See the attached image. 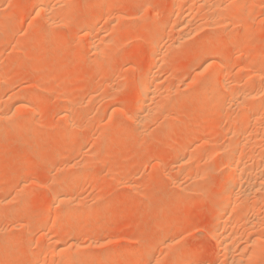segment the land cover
<instances>
[{"label": "rangeland", "instance_id": "374dc122", "mask_svg": "<svg viewBox=\"0 0 264 264\" xmlns=\"http://www.w3.org/2000/svg\"><path fill=\"white\" fill-rule=\"evenodd\" d=\"M34 1L35 0H0V23H4L2 16H4L7 21H5L6 24H0V78L1 75L2 78L4 76L3 79H0V88L3 87V90L0 89V91L5 94L8 92L7 94H9L5 95L0 92V97L2 98H0V113L10 111L9 109L12 106L11 102L22 99L30 93L34 94V96L39 99V105L35 107L39 110H35V108L29 110L21 109L20 111L22 112L12 111L10 113H14L19 118L15 117L13 114H9L8 117L14 116L10 121H16L14 118H18V122L14 123V125L19 123L18 125L20 127L17 125L18 127L13 126L15 128L12 129L13 122H11L12 125H9L10 121L6 122L7 120H0V244L2 243L0 249V264H27L31 258L39 257L40 252L42 255V257H40L41 261H43L42 264H58L59 259L61 258L59 251L55 250V252L53 250L52 254L50 253L45 256L44 248L47 245H51L53 242L50 243L48 240L49 238L47 237H45V240L43 238L44 235L42 234L44 229L41 226L48 221L50 225H54L55 223L56 226L54 225V227L62 228V233L58 235H54L51 232V235H54V238H56L54 241L61 239L62 242H59L61 244H66V242L63 241H67L71 238V233L78 231L83 234V246H81L79 250L73 251L79 252L78 260L70 264H78L80 260L82 262L80 261L79 264H153V262L154 264H181L185 262L189 264L188 260H190L191 264H200L201 262V264H223V262L226 261L225 255L211 234L215 231V225H217L218 222L217 219L220 218V216H223L221 211L215 209V204H217L219 198L218 193L221 190V188L218 190V187L221 186V184H219L221 179L220 174L223 169V166L220 165L224 162L222 159H225L224 151H222L224 148L222 147H225L228 144L230 145L231 142L227 135V133H229L228 130L231 127V125H229L231 124V118L228 115V117L226 116L223 119L212 118V111L216 107L214 103H211V105L209 104L210 107L208 105L206 108L204 103H201V101L199 102V99H195L192 102L190 99L193 97V94L194 96L199 94L197 91H200L207 81V74L209 75V72L204 71L205 73H203L202 70H204V65H202L201 60L204 59L202 53L210 51L212 47L211 45H217L218 47L223 48L226 52V57L217 59L218 63L222 62L219 64H221L224 71L226 70L227 72V74L225 72L226 82L228 81L231 85L233 80L234 82L235 80L237 82H240L241 80L242 83H246L247 78H252L254 79L252 87L258 88L261 86L259 83L262 82V79L257 76H259L261 72H264V0H247L248 4H246L247 2L245 0H239L240 3L236 0L234 1V4L233 1L231 3L230 0H225L226 5L227 2H230V5L226 6L227 10L221 14L223 18L225 13L226 15L227 13L229 14L228 17L225 16L227 18L225 20L226 23L224 22V24L222 22L225 18L223 19L219 16V19L222 20V24L214 27H209L206 24L201 26L206 20H202L201 15L204 11H202L203 9L198 2L199 0H196V2L189 0L190 2H187L189 3V6L187 5L185 7L188 12L185 14L188 13L186 17L192 22L188 23V21L186 28H191L192 34L190 33L186 38L187 41L189 40L188 42L184 40L182 43L176 44L178 47H172V42H176L173 39H177L176 37H173L175 35L177 36V30L174 29V23L176 25L180 16H177L174 8L173 12L172 9H170L173 6V3H170L172 5L169 6V3L165 2V0H68L71 4L68 6L69 8L67 5L63 7L61 16L63 17V13L69 15L73 12L74 14L72 13V15H75L74 21L71 16V21L67 22L69 24H66L65 21L62 22L64 19L61 21V19L58 20V17L56 21L57 24L54 23L53 25H50L45 19L43 20V17L41 16H39L38 19H35L38 16H36L37 12L33 6V4L35 5ZM53 1L51 2L53 3ZM103 1L111 4L106 11L104 10V6H102L103 8L101 7ZM170 1L173 2V0H168V2ZM97 2H99L98 4L100 5H98ZM106 2L103 3L107 4ZM194 3L196 5L199 4L200 8ZM236 3H242V6L245 4L246 7L249 8H246L247 11L245 9V12H247L248 15L244 12L245 7H238L239 10L241 9V11L238 12L237 6L239 5L235 6ZM18 4L21 5V7ZM165 4L168 5L165 7ZM194 6H196V8ZM100 8L101 10L103 9L101 14ZM32 9L34 10L32 11ZM157 10H159L158 13L156 12ZM104 11L105 19H101V15H104ZM67 12L70 13L68 14ZM234 12L235 16L232 14ZM17 13L19 16H17ZM93 15L99 17L98 19L100 20L96 19ZM203 15L205 14L203 13ZM245 16H247V20L249 19L248 21ZM250 16L252 19L249 18ZM90 17H95L96 20H94V22L96 21L95 23L98 24L96 28L98 29L97 31L102 29V33L99 31L101 37L105 39L104 36H106L108 39L105 40L111 42L105 44L106 53L104 52V55L106 57L103 55L101 60L100 57L96 56V54L91 51L90 43L87 44L88 38H86L85 35L83 36V34H85L84 32H81L83 31V28L81 27L84 25L83 20L86 22ZM106 17L109 21H112L110 24L113 28L109 25V29L111 28L113 31L109 29L107 31ZM84 18H86V20ZM190 18L192 20H190ZM16 21H18V26L13 30ZM37 21L39 22L38 24H36ZM116 21L120 24L116 23ZM34 22L36 24L35 26H33ZM103 22H105L104 24L106 27L104 24H101ZM170 22H172V24ZM194 22H197L198 25L195 24L197 27L193 24ZM78 23L80 25H78ZM164 24L169 29H166L165 36H161L158 34V29ZM191 24L192 27L190 26ZM66 25H69L70 27H67ZM121 25L124 26L122 27V32V29H118L119 27L121 28ZM39 26L40 28H38ZM78 26H80V28ZM10 28L12 30H10ZM38 29L39 31H37ZM2 31L7 34V37ZM139 33H141V36ZM4 34L5 36H3ZM35 34L39 35L35 36ZM115 35H118V37L116 36V38ZM53 37L55 38V41H51V38ZM114 41L116 45L112 44ZM106 42L107 41H105V43ZM154 42H158V44L162 43L159 45L162 48L164 47L163 50L167 52V58L166 56V59L164 58L166 63L163 62V68L160 69V73L162 74L159 73L161 79L159 78L158 85L160 84L163 88L158 86L159 89H162L158 90L160 93L164 92L163 95L158 93V95L160 94V96H158V102L160 103V100L162 99L166 104L170 100V105L169 103L166 105L168 108L172 107L174 111H172L173 113L171 112V115L169 114L170 112L166 114V116L168 114L170 115L168 116L171 120L169 118L165 119V115H163V118L161 116L162 112L157 113L158 116L156 115V117H154L155 120H153V118V121L142 129V127L136 123L138 122L137 120L139 116L137 115L138 112H136V105L137 103L139 105L141 101H138L140 99L134 96L136 88L135 90L133 89L137 86L139 78L137 75L139 73H144L142 71H148L152 68L149 61L151 60L150 56L154 54ZM15 44L18 47H16ZM111 44L112 46L109 47ZM198 44L202 47L198 46ZM37 45H40V48H38ZM23 46L24 48H22ZM14 47L17 49L14 50ZM20 48H22L23 51ZM109 48L110 51H108ZM195 50L198 54L194 53ZM33 53L36 55L35 57L32 56ZM249 54H251V56H249ZM91 55H93V57ZM257 57L259 58L258 60ZM103 58L106 59L103 60ZM107 58L111 60V63ZM108 63L110 66H108ZM225 63H227L229 67H224ZM106 64L108 68H106ZM166 64H170L169 67H166ZM230 65H233L235 71L230 70ZM166 69L168 72L165 71ZM86 70H88V72ZM48 73L50 74V77L47 76L46 79H43L44 76L49 75ZM228 73L232 75H228ZM102 74L104 75V78H101L103 77ZM256 74L258 75L255 76ZM15 75L18 78H14L12 81L11 79ZM17 81H19V83ZM185 82L187 84H185ZM36 84L38 87H36ZM262 84H264V82H262ZM164 85H168L167 87L169 90ZM91 86L93 89H91ZM10 87H12V89ZM27 88H29V90ZM176 88H178L177 91H175ZM185 88L188 90H185L184 93ZM12 91H15V93ZM64 91H67L66 94L68 93L69 96L73 94L74 96L72 95V97H75V103L73 102V105L70 107V110L73 109L71 112L68 110L69 114L67 115L72 117L71 120L73 119V121H77H74V123L78 124L79 122L80 124H75L77 127L74 125L75 128L73 127L74 129H70L72 134L68 135L69 139L66 138L67 135H64L65 133L67 134L65 129L69 130V126L65 117H63L65 116L64 113H67L65 112L67 110L64 108V105H62L63 102H66L67 97L66 95L60 97L61 94L64 95ZM109 91L110 94L108 93ZM168 92L169 94H167ZM106 93H108L109 96ZM132 93H134V95ZM164 93L167 95H164ZM89 94L92 95L89 96ZM3 95L5 97H3ZM119 95H122V97L124 96L123 99L119 97ZM82 97L85 98L83 99ZM171 97L173 98L172 101ZM11 99L13 100L11 101ZM78 99L81 100L79 101ZM114 103L116 104L114 105ZM164 103H162V105ZM58 104H60V108L58 107ZM166 105H163L165 113L168 110ZM89 107L93 109H90ZM160 107L162 108V106ZM63 108L65 111L61 112ZM1 109L4 111L2 112ZM109 112L110 114H113L114 117L109 115ZM202 112L205 114L203 117ZM198 114H200V117ZM82 116L84 118L83 121ZM25 118L26 120H24ZM76 118H79V120ZM227 118L230 119L228 120ZM20 119L26 122L27 120H32L34 122L30 121V123L32 122L31 125H27L30 123L28 122L26 124L21 122ZM113 119L115 120L113 121ZM110 120L111 122L109 123L108 121ZM158 121H161L162 123ZM80 122H84L82 127ZM116 122H118V125H116ZM23 123L24 125L29 126V128H23ZM164 124H173V127L171 126L170 128H167ZM152 125H154V127ZM246 125V128H250L251 126ZM78 127H80L79 129L81 130H79ZM161 127H164L163 129L165 130ZM61 128L63 130H60ZM110 128L111 131H109ZM106 129L108 131L107 133ZM167 130L170 131V134ZM57 132H60L59 135ZM61 132H64L63 135L65 137ZM209 137L216 145L219 142L218 148L220 149L217 150V148H215L216 145L213 143L209 146L206 144L208 147L204 145L205 147L203 146V149L201 147L199 149L200 152L195 155L193 154L194 159L192 158V162L190 160L188 161V164H192V167L187 171L189 174L193 173L194 176H192L193 174L189 175L187 172H185L187 173L185 176L184 172L177 169L178 167L176 165L180 164L179 161L183 157H186V159L188 157L189 159L188 155L191 153L190 151L196 149V146L201 144L202 139H208ZM263 142H261V145L264 144ZM257 143L259 144L260 141ZM255 147L257 148V146ZM96 149L97 152L95 154ZM185 150H187V152L184 153L183 151ZM206 150H208L209 156H207ZM211 152L216 153L215 155L212 153L213 156H210ZM177 154H179V156ZM185 154L188 155L185 156ZM59 159L61 160L59 161ZM81 161H85L83 165L80 164L82 163ZM176 162H178V164ZM220 162L221 164H219ZM158 163L159 165H157ZM216 164L220 167L216 166ZM211 165H214V170L212 171H216L213 173L212 171H207L208 174L210 172L211 179L213 178L212 180H209L210 174L209 176H206V178L208 177L207 179L203 176L204 181L201 185H198V188L195 186L196 183L194 180L193 182H190L191 177L198 176L195 172L197 169V171H199L197 173L201 175L200 171L203 170L202 172L204 173ZM71 166H73V168ZM57 175L58 178H62L64 184H66L71 178H79L83 175L82 178H79L81 184L83 183L82 186L79 182L80 186L78 185V188L74 189L72 194L69 192V197L76 196L77 198H81L78 199L81 203L76 202L77 204H72L71 207L73 211L79 212L81 215V220L79 219L77 223H68V220L60 218L59 209H61V207L59 208L57 204L51 203L53 200L50 198V194L52 196L53 189L55 190L58 184L60 188L64 185L63 183V185H61L60 180L59 182L57 181ZM212 175H214V177H212ZM184 178L186 181L183 180ZM186 178L189 182H187L188 180ZM198 179L200 178H197L196 180ZM184 183L187 184L185 185ZM192 183H195L193 187L190 186ZM24 186L26 187L24 188ZM184 187L187 191H182L185 189ZM188 188L191 189V192L188 191ZM32 192H34L33 197L31 196L33 195ZM45 194L49 196L48 201L50 204L44 201L47 198ZM260 200L264 199L261 198ZM39 203L41 205L44 204V206L41 207ZM250 204L251 205L248 204L250 207L247 205L244 207L242 218L247 221L249 218L253 219L254 216L256 218L255 214L259 213L257 216H259L264 222V201L255 200ZM51 205H53L52 208L50 207ZM21 207L25 208H23L25 213L18 216ZM57 207L58 209H56ZM261 214L262 216H260ZM11 215H13V217ZM14 215L18 220L17 218L14 219ZM49 218L51 220H49ZM242 218L241 221H243ZM20 219L21 221H19ZM54 219H57V223ZM241 221L239 227L237 225L236 230L239 231L238 233L242 232L240 234L244 237L241 236V242H244L242 245L246 247L244 252L245 254L247 253V256L249 255L246 259L244 258L245 261H243V263L264 264V223L259 229H256L257 231L255 230L258 236H262H260L262 242L259 243V245H262H258V247L257 245H249L248 247V244L245 243L246 238L253 231L247 232L248 229L244 228L246 227V224H244L246 222L243 221L242 223ZM17 225H19L18 229ZM241 225H243V227ZM239 228L243 229L241 230ZM39 231L43 232L40 233ZM47 233L50 235L49 231ZM65 238L67 240H63ZM42 239L45 240L46 243ZM69 242L70 241L67 243L68 245ZM42 248L44 251H42ZM37 250L40 251L38 252ZM249 252H253L252 256L255 255L253 256L254 258L250 256L251 254H249ZM257 254L258 257H256ZM138 255H140L139 259H137ZM44 257H46V259ZM158 257L161 260V263ZM225 263L226 262H224V264Z\"/></svg>", "mask_w": 264, "mask_h": 264}, {"label": "bare ground", "instance_id": "6f19581e", "mask_svg": "<svg viewBox=\"0 0 264 264\" xmlns=\"http://www.w3.org/2000/svg\"><path fill=\"white\" fill-rule=\"evenodd\" d=\"M51 1H53V0H35L34 2H35V5L33 4V6L35 7V9H36V14H34V15H36V16H38V17H36L35 19H38L39 18V16H41V17H43L42 19L44 20H46L48 23H50V25L52 24H57L56 23V21H57V19H58V17H59V19L58 20H60L61 19V21L62 22H66V24H69V23H67V22H70L71 21V18L73 17V21H74V16L75 15H72V13H68L69 15H66V13H63V17L61 16V11L63 10V7L65 6V5H67V7L71 4V2L70 1H68V0H54L53 1V3L51 2ZM107 1V0H106ZM106 1H103V2H106ZM189 0H173V2H168V0L166 1L165 0V2H167V3H169V6H171L172 4H170V3H173V6L170 8V9H172V12H173V8H174V11L176 12V14H177V16L179 15L180 16V18H179V21L176 23V25H175V23H174V26H175V28L174 29H176L177 30V36L175 35V36H173V37H176L177 39H173V40H175L176 42H174L173 40H171V41H173L172 43V47H174V46H177L176 44H180V43H182V41H184V40H186V38L190 35V33H191V31H192V29L190 28V29H187L186 28V24H187V22L189 21V19H187L188 17H186V15L188 14H185L186 12H188V11H186V9H185V7L189 4V3H187ZM190 1H194V2H196V0H190ZM189 1V2H190ZM198 1V0H197ZM232 1H233V4H234V1H236V0H230V2L232 3ZM238 2H239V0H237ZM241 1V0H240ZM244 1V0H243ZM242 1V2H243ZM247 3L246 4H248V1L247 0H245ZM17 2V1H16ZM20 2V1H19ZM55 2V3H54ZM75 2V1H74ZM101 3L102 5H101V7L102 6H104V10L106 11L107 10V8H109L110 7V5L111 4H109V3H107V4H105V3ZM199 3H200V6H201V8L203 9L202 11H204L203 13L205 14V15H203V13H202V20H206V22L205 23H203L202 22V20H201V22L203 23L201 26H203L204 24H206V25H208L209 27H214V26H216V25H220V24H222V22L224 23L225 22V20L227 19L225 16H227L228 17V13H227V15H226V13H225V16H224V18H223V16H221V14H223V12H225L226 10H227V8H226V6H229L230 5V2L228 3L227 2V5H226V1L225 0H199L198 1ZM99 2H97V4H98ZM240 3V2H239ZM239 3H236L235 4V6H237V5H239V6H237V8L238 7H245L244 8V12H245V9L247 8L246 7V5L244 4V6H242L241 4H239ZM105 4V5H104ZM195 4V3H194ZM198 4V3H197ZM19 5V4H18ZM98 5H100V4H98ZM168 4H165V7L167 6ZM196 5V4H195ZM241 5V6H240ZM20 7H21V5H19ZM189 6V5H188ZM193 6V5H192ZM196 6H198L199 8H200V6H199V4L198 5H196ZM196 6H194L195 8H196ZM73 7V6H72ZM191 7V6H190ZM189 7V8H190ZM251 7V6H250ZM69 8V7H68ZM103 8V7H102ZM199 8H197V9H199ZM17 9V8H16ZM169 9V10H170ZM236 9V8H235ZM247 9H249V8H247ZM247 9H246V11H247ZM18 10V9H17ZM34 9H32V11H33ZM164 10V9H163ZM189 10V9H188ZM194 10V9H193ZM238 10V12L239 11H241V9L239 10V8L237 9ZM243 10V9H242ZM71 11H73V10H71ZM99 11V10H98ZM103 12V9L101 10V8H100V14ZM105 11H104V15H101V19H105L104 18V16H105ZM161 11V10H160ZM201 11V10H200ZM201 11V12H202ZM155 12V11H154ZM153 12V13H154ZM157 13L159 12V10H157L156 11ZM191 12V11H190ZM238 12H237V14H238ZM254 12V11H253ZM20 13V12H19ZM31 13H33V12H31ZM94 13H96V12H94ZM93 13V14H94ZM200 13V12H199ZM230 13V12H229ZM74 14V13H73ZM97 14V13H96ZM95 14V15H96ZM113 14V13H112ZM219 14V15H218ZM232 14H234L233 16H235V12L234 13H232ZM245 14H247V12H245ZM253 14V13H252ZM251 14V15H252ZM6 15V14H5ZM60 15V16H59ZM92 15V14H91ZM95 15H93V16H95ZM218 15V16H217ZM248 15V14H247ZM17 16H19L18 15V13H17ZM21 16H22V14H21ZM64 16H66V17H69V18H66V17H64ZM72 16V17H71ZM97 16V15H96ZM95 16V17H96ZM99 16V15H98ZM106 16H107V12H106ZM219 16L220 17H222L223 19H224V21H222V20H220L219 19ZM92 17V16H91ZM90 17V19H88L86 22L83 20V22H84V25H82L81 27L83 28V31H81V32H84L85 34H83V36L85 35L86 36V38H88V42H87V44H89L90 45V47H91V51H93L95 54H96V56H98V57H100V60H101V57H103V55H104V52L106 53V49H105V44H107L108 42L109 43H111L109 40H105V39H108V38H106V36H104L105 37V39L103 38V37H101V30L102 29H99V31L101 32V33H99V31H97L98 29H96L97 28V25L98 24H96L95 22H94V20H96V19H98L99 17H96V19H95V17H93V18H91ZM103 17V18H102ZM110 17V16H109ZM204 17H206V18H204ZM247 16H245V18H246ZM252 17H253V15H252ZM252 17L250 16L249 18L250 19H252ZM2 18L4 19L3 20V22L6 24V18L4 17V16H2ZM107 18V17H106ZM113 18V17H112ZM204 18V19H203ZM8 19V18H7ZM70 19V20H69ZM85 20H86V18H84ZM123 19V18H122ZM170 19V18H169ZM98 20H100V19H98ZM190 20H192L191 18H190ZM246 20H247V18H246ZM249 20V19H248ZM247 20V21H248ZM254 20V19H253ZM6 21V22H5ZM22 21V20H21ZM45 21V22H46ZM222 21V22H221ZM42 22V21H41ZM46 22V23H47ZM61 22V23H62ZM82 22V21H81ZM98 22H100V21H98ZM102 22V21H101ZM106 22V21H105ZM105 22H103V23H101V24H104ZM110 22H112V21H109V19L107 18V22H106V24H107V31H108V29H109V25H110V27H112L111 26V24H110ZM123 22V21H122ZM121 22V23H122ZM192 22V21H191ZM190 21L188 22V23H191ZM3 23V24H4ZM24 23V22H23ZM39 22L37 21V23L36 24H38ZM80 23V22H79ZM78 23V25H80ZM116 23H118L117 21H116ZM171 24H172V22H170ZM226 23V22H225ZM224 23V24H225ZM238 23V22H237ZM241 23V22H240ZM245 23H246V21H245ZM0 24H2V22L0 23ZM2 24V25H3ZM35 24V22L33 23V26H35L36 25ZM63 24V23H62ZM118 24H120V23H118ZM124 24V23H123ZM194 25L196 24V25H198L197 24V22L195 23H193ZM13 25V24H12ZM42 25V24H41ZM189 25V24H188ZM195 25V26H196ZM243 25H244V23H243ZM15 26V27H14ZM13 27H14V29H13V27H12V29L13 30H15V28H17V26H18V21H16L15 22V25H14ZM24 26V25H23ZM57 26V25H56ZM67 27L69 26V25H66ZM104 26L106 27V25L104 24ZM128 26V25H127ZM165 24L164 25H162V27L161 28H159L158 29V34L159 35H161V36H165L166 34H165V31H166V29H169V28H167V26H166V28H165ZM170 26V25H169ZM191 27H192V24L190 25ZM189 26V27H190ZM195 26H193V27H195ZM262 26V25H261ZM260 26V27H261ZM42 27V26H41ZM43 27H44V25H43ZM70 27V26H69ZM79 28H80V26H78ZM103 27V26H102ZM116 27V26H115ZM122 27H124L123 25H121V28L119 27H117L118 29H122L121 30V32L123 31V28ZM141 27V26H140ZM197 27V26H196ZM4 28V27H3ZM2 28V29H3ZM30 28V27H29ZM38 28H40V26L38 27ZM113 28V27H112ZM130 28V27H129ZM198 28L200 29V27L198 26ZM202 28V27H201ZM8 29V28H7ZM11 28H10V30H12ZM23 29V28H22ZM27 29V28H26ZM35 29H36V27H35ZM42 29V28H41ZM44 29V28H43ZM58 29V28H57ZM127 29V28H126ZM125 29V30H126ZM0 30H1V28H0ZM28 30V29H27ZM51 30H52V28H51ZM50 30V31H51ZM106 30V29H105ZM109 30H111V28L109 29ZM125 30H124V32H125ZM140 30V29H139ZM255 30V29H254ZM253 30V31H254ZM37 31H39V29L37 30ZM50 31H48V32H50ZM53 31V30H52ZM78 31H79V29H78ZM111 31H113V29L111 30ZM118 31H120V30H118ZM174 31V30H173ZM8 32V31H7ZM12 32V31H11ZM40 32H41V30H40ZM39 32V33H40ZM80 32V33H81ZM120 32V33H121ZM140 32V31H139ZM141 32H142V30H141ZM2 33H5V32H3L2 31ZM15 33V32H14ZM34 33V32H33ZM52 33V32H51ZM64 33V32H63ZM107 33V32H106ZM105 33V34H106ZM168 33V32H167ZM193 33H195V32H193ZM6 34V33H5ZM5 34L3 35V36H5ZM13 34V33H12ZM119 34V33H118ZM140 34V36H141V33H139ZM192 34V33H191ZM1 35V34H0ZM37 35H39V34H37ZM36 34H35V36H37ZM44 35H46V34H44ZM49 35V34H48ZM249 35V34H248ZM34 36V37H35ZM60 36V35H59ZM113 36V35H112ZM118 37V35H115V37ZM137 36H139V35H137ZM6 37H7V34H6ZM14 37V36H13ZM46 37H48V36H46ZM62 37V36H61ZM115 37H113L114 39H116ZM143 37V36H142ZM36 38V37H35ZM163 38H165V37H163ZM162 38V39H163ZM172 38V37H171ZM5 39H7V38H5ZM83 39V38H82ZM138 39V38H137ZM190 39V38H189ZM243 39V38H242ZM13 40H14V38H13ZM20 40V39H19ZM36 40V39H35ZM55 41V38L53 37V38H51V41ZM77 40V39H76ZM76 40H74V41H76ZM78 40H79V38H78ZM81 40V39H80ZM85 40V39H84ZM87 40V39H86ZM111 40V39H110ZM118 40V39H117ZM216 40V39H215ZM263 40H264V38H263ZM11 41H12V39H11ZM46 41V40H45ZM98 41V42H97ZM105 41H107L106 43H105ZM116 41V40H115ZM115 41L114 42H112V44H115ZM138 41V40H137ZM165 41V40H164ZM163 41V42H164ZM170 41V40H169ZM168 41V42H169ZM187 41V40H186ZM189 41V40H188ZM187 41V42H188ZM214 41V40H213ZM16 42V41H15ZM59 42V41H58ZM162 42V41H161ZM205 42V41H204ZM238 42H239V40H238ZM17 43V42H16ZM138 43H139V41H138ZM112 44L111 45H109V47H111L112 46ZM140 44V43H139ZM160 44V43H159ZM158 44V42H154V54L153 55H149L150 57H151V60L149 61L151 64H150V66L152 67L150 70H148V71H142V72H144V73H139L140 74V76H139V74L137 75L139 78H138V81H137V86L136 87H134V89L133 90H135V88H136V90H135V95H134V93H132L134 96H136L137 98H139L140 100H138V101H141L140 103H139V105H138V103H137V105H138V108H137V105H136V112H138L137 113V115H139L138 116V122H136V123H138L137 125H140L141 127H142V129L144 128V127H146V125L147 124H150L153 120H155V118L154 117H156V115L158 116V114L157 113H160V112H162L161 114V116L163 117V115H165V119H167V118H169L170 120H171V118L169 117L173 112L172 111H174V109L172 108V107H170V108H168L167 107V105L166 104H168L169 102H170V100H169V102L168 103H164L163 101L164 100H160L162 103H164L163 105H166V108L168 109L167 111H166V113H165V111L163 110V105H162V103H161V105L160 106H162V108L159 106V102H158V99H159V97L158 96H160V94H162L163 95V92L162 93H160V91L159 90H162L161 88H163V87H161V85L159 84L158 85V80H160L161 79V77H160V75H159V73H160V69H162L163 68V66H162V64H163V62L164 63H166L165 62V60H164V58H165V56H166V53L167 52H165V50H163V48L160 46ZM186 44V43H185ZM205 44V43H204ZM213 44V43H212ZM215 44V43H214ZM16 45V44H15ZM41 45V44H40ZM40 45H37L38 46V48H40ZM116 45V44H115ZM141 45V44H140ZM203 45V44H202ZM207 45V44H206ZM221 45V44H220ZM198 46H201V45H199L198 44ZM212 47H211V50L210 51H206V50H204V51H206L205 53H202V55H203V57H204V59L203 60H201V63H202V65H204V70H202L203 71V73H205L204 71H208L209 72V75L207 74V81H206V83H205V85H204V87L200 90V91H197V92H199V94L198 95H195L194 96V94H193V97H191V99H190V101L192 102L193 100H195V99H199V102L201 101V103H204V106L207 108L208 107V105L210 104L211 105V103H214L215 105H216V107H215V109L214 108H212V109H214L212 112V118H224V117H226L227 115L231 118V120H230V122H231V124H229V125H231V127H230V129L228 130V132L229 133H227V135L229 136L228 138L230 139V145L228 144L227 146H223L222 148H224V150H222V151H224V155H225V159H222V160H224V162L222 163V165H220V166H223V169L221 170V174H220V176H221V179H220V183L219 184H221V186L220 187H218L219 189L218 190H220V188H221V190H220V192L218 193L219 194V198H218V201H217V204H215L216 206H215V209L216 210H218V211H221L222 213H223V216H220V218H218L217 220H218V222H217V225H215L216 226V228H215V231H213V234H211V235H213V237L215 238V240H216V242H217V244L219 245V248L221 249V251L224 253V255H225V259H226V261H224V262H226L225 264H244L243 263V261H245L244 260V258L246 259L248 256L245 254V252H244V250H246L245 248L246 247H244V245H242V243H244V242H241V240H242V237H244V236H242L240 233H242V232H240V233H238L239 231H237L236 229H237V225H238V227H239V223H240V221H241V218H242V213L244 214V207L247 205V206H249V205H251L250 203L251 202H253V201H255V200H258V201H264V200H260L261 198H263L264 199V144L263 145H261L262 143L261 142H263V140H264V84H262V82H264V72H261V74L259 75V76H257L258 74H256L255 76H257V77H260L261 79H262V82H260V81H258V82H260L259 83V85H261V86H259L258 88H256V87H252V85L254 84V79H252V78H247V76H246V78H247V80H246V83H242V81L240 80V82L238 81H236L235 80V82H234V80L232 81L233 83H232V85L230 84V83H228V81L226 82V75H225V72H226V70L224 71V69L222 68V66H221V64H219V63H222V62H217V59L218 58H224V57H226V52H225V50L223 49V48H221V47H218L217 45H211ZM241 46V45H240ZM16 47H18L17 45H16ZM16 47H14V50L15 49H17ZM114 47V46H113ZM112 47V48H113ZM171 47V48H172ZM178 47V46H177ZM202 47V46H201ZM22 48H24V46L22 47ZM22 48H20V49H22ZM19 49V50H20ZM173 49V48H172ZM195 49H197V48H195ZM251 49V48H250ZM33 50V49H32ZM201 50V49H200ZM203 50V49H202ZM253 50H254V48H253ZM22 51H23V49H22ZM108 51H110V48L108 49ZM168 51V50H167ZM240 51H241V49H240ZM21 52V51H20ZM194 52V51H193ZM252 52V51H251ZM35 53H36V51H35ZM37 53H38V51H37ZM194 53H196V54H198V52H196V50H195V52ZM200 53V52H199ZM252 54V53H251ZM251 54H249V56H251ZM94 55V54H93ZM93 55H91L92 57H93ZM107 55V54H106ZM194 55V54H193ZM193 55H192V57H193ZM200 55V54H199ZM246 55V54H245ZM29 56V55H28ZM33 57H35L36 55L33 53V55H32ZM105 56V55H104ZM108 56V55H107ZM116 56V55H115ZM190 56H191V54H190ZM106 57V56H105ZM149 57V58H150ZM85 58H86V56H85ZM108 58H109V56H108ZM107 58V60H109ZM166 58H167V56H166ZM165 58V59H166ZM0 59H1V57H0ZM15 59V58H14ZM87 59V58H86ZM99 59V58H98ZM106 58H103V60H105ZM117 59V58H116ZM259 58L257 57V60H258ZM17 60V59H16ZM27 60V59H26ZM29 60H31V59H29ZM248 60V59H247ZM264 60V59H263ZM88 61V60H87ZM86 61V62H87ZM110 61V63H111V60H109ZM109 61H107V62H109ZM130 61V60H129ZM203 61V62H202ZM219 61V60H218ZM4 62V61H3ZM19 62V61H18ZM89 62V61H88ZM103 62V61H102ZM104 62H106V61H104ZM84 63H85V61H84ZM201 63H200V65H201ZM247 63L249 64V62L247 61ZM4 64V63H3ZM16 64H17V62H16ZM112 64H114V63H112ZM171 64V63H170ZM169 64V65H170ZM14 65V64H13ZM12 65V66H13ZM167 65V64H166ZM169 65H167L166 67H169ZM223 65V64H222ZM243 65V64H242ZM38 66V65H37ZM98 66V65H97ZM96 66V67H97ZM104 66H105V64H104ZM108 66H110L109 65V63H108ZM108 66H107V64H106V68H108ZM114 66V65H113ZM225 66H227V67H229L228 66V64L227 63H225V65H224V67ZM238 66V65H237ZM245 66V65H244ZM243 66V67H244ZM247 66V65H246ZM256 66V65H255ZM34 67V66H33ZM88 67V66H87ZM230 67H231V69L230 70H234V68H233V65H230ZM235 67V66H234ZM247 67H249V66H247ZM252 68H254V67H252ZM40 69V68H39ZM43 69V68H42ZM84 69H85V67H84ZM168 69V68H167ZM167 69L165 70V71H167ZM170 69V68H169ZM243 69V68H242ZM242 69H241V71H242ZM81 70H83V69H81ZM102 70H103V68H102ZM171 70V69H170ZM249 70V69H248ZM46 71V70H45ZM87 72H88V70H86ZM172 71V70H171ZM228 71H229V69H228ZM235 71V70H234ZM234 71H232V72H234ZM239 71H240V68H239ZM83 72V71H82ZM168 72V71H167ZM167 72H166V74H167ZM45 73V72H44ZM47 73V72H46ZM103 73V72H102ZM202 73V72H201ZM202 73V74H203ZM49 74V73H48ZM104 74V73H103ZM102 74V76L103 77H101V78H104V75ZM136 74V73H135ZM160 74H162V73H160ZM165 74V73H164ZM170 74V73H169ZM201 74V75H202ZM226 74H227V72H226ZM240 74V73H239ZM4 75V74H3ZM5 75L7 76V74L5 73ZM20 75V74H19ZM52 75H53V73H52ZM64 75V74H63ZM200 75V76H201ZM228 75H232V74H229L228 73ZM242 75V74H241ZM16 76V75H15ZM11 77V78H8V79H11L12 81H13V79L14 78H18L17 76L16 77ZM44 76V75H43ZM42 76V77H43ZM47 76H49L50 77V74L49 75H46V76H44L43 77V79H46V77ZM135 76V75H134ZM41 77V78H42ZM52 77V76H51ZM63 77V76H62ZM106 77V76H105ZM238 77V76H237ZM254 77V76H253ZM3 78H4V76H3ZM2 78V75H1V78L0 79H3ZM135 78V77H134ZM160 78V79H159ZM244 78V77H243ZM255 78V77H254ZM7 79V80H8ZM183 79V78H182ZM185 79V78H184ZM197 79H198V77H197ZM231 79V78H230ZM229 79V80H230ZM234 79V78H233ZM192 80V79H191ZM237 80H238V78H237ZM257 80V79H256ZM2 81V80H1ZM4 81V80H3ZM14 81H16V80H14ZM195 81V80H194ZM5 82H6V77H5ZM18 83H19V81H17ZM37 82V81H36ZM42 82V81H41ZM135 82H136V80H135ZM192 82H193V80H192ZM230 82V81H229ZM17 83V84H18ZM257 83V82H256ZM8 84V83H7ZM12 84V83H11ZM13 84H16V83H13ZM132 84H133V82H132ZM162 84V83H161ZM185 84H187L186 82H185ZM184 84V85H185ZM204 84V83H203ZM258 84V83H257ZM257 84H256V86H257ZM37 85V84H36ZM35 85V86H36ZM163 85V84H162ZM4 86V85H3ZM13 86H15V85H13ZM12 86V87H13ZM39 86H40V84H39ZM90 86V85H89ZM88 86V87H89ZM158 86H160L161 88L159 89V87ZM165 86V85H164ZM168 86V85H167ZM167 86H165V87H167ZM195 86V85H194ZM193 86V87H194ZM201 86V85H200ZM203 86V85H202ZM12 87H10L11 89H12ZM36 87H38V85L36 86ZM164 87V88H165ZM171 87V86H170ZM3 88V87H2ZM2 88H0L1 90H3ZM90 88V87H89ZM171 88H173V87H171ZM170 88V89H171ZM28 90H29V88H27ZM49 89V88H48ZM91 89H93L92 88V86H91ZM94 89H96V88H94ZM159 89V90H158ZM167 89H168V87H167ZM167 89H166V91H167ZM177 89L178 88H176V90L175 91H177ZM181 89V88H180ZM194 89V88H193ZM192 89V90H193ZM198 89V88H197ZM196 89V90H197ZM86 90H87V88H86ZM90 90V89H89ZM165 90V89H164ZM169 90V89H168ZM185 90L187 91L188 89L187 88H185L184 89V93H185ZM5 91V90H4ZM8 91V90H7ZM70 91H73V90H70ZM70 91H68V92H70ZM88 91V90H87ZM159 91V92H158ZM165 91V92H166ZM174 91V90H173ZM0 92H2V91H0ZM13 92V91H12ZM23 92V91H22ZM33 92V91H32ZM66 92L67 91H64V95H62L61 94V96L60 97H64L65 95H66V97H67V100H66V102L64 103L63 102V104L62 105H64V108L67 110V111H65L64 110V108L61 110V112L63 111H65V112H67V113H64V115L65 116H63V117H65V119H66V121H67V123H68V126H69V130L68 129H65L66 130V132H67V134L65 133L64 135H67V139H69L68 137V135H71L72 134V132H71V130L70 129H72L73 127H74V125L75 124H77V123H74V121L75 122H77L76 120H74L73 121V119L71 120V118L72 117H69L67 114H69V111L71 112V110L73 109H71L70 110V107H71V105H73V102L75 103V101H74V98L72 97V95L71 96H69L68 95V93L66 94ZM83 92H84V90H83ZM86 92V91H85ZM95 92V91H94ZM112 92V91H111ZM170 92V91H169ZM169 92L167 93V94H169ZM4 92H2V94H3ZM8 93V92H7ZM6 93V94H7ZM13 93H15V91L13 92ZM26 93V92H25ZM72 93V92H71ZM74 94H76L75 92H73ZM88 93H90V92H88ZM109 94H110V91L108 92ZM108 93H106V94H108ZM120 93V92H119ZM158 93H160L159 95H158ZM171 93V92H170ZM173 93V92H172ZM182 93V92H181ZM188 93H189V91H188ZM5 94V93H4ZM5 94V95H6ZM11 94V93H10ZM81 94V93H80ZM109 94H108V96H109ZM122 94V93H121ZM167 94H165L164 93V95H167ZM179 94V93H178ZM195 94H197V93H195ZM7 95H9V94H7ZM12 95V94H11ZM17 95V94H16ZM68 95V96H67ZM83 95V94H82ZM92 94H89V96H91ZM94 95V94H93ZM123 95H124V93H123ZM162 95H161V97H162ZM74 96V95H73ZM84 96V95H83ZM118 96V95H117ZM3 97H5L4 95H3ZM119 97H121L122 99H123V97H122V95L120 96L119 95ZM135 97V98H136ZM170 97V96H169ZM1 98V97H0ZM22 98V97H21ZM77 98V97H76ZM83 98V97H82ZM85 98V97H84ZM83 98V99H84ZM88 98V97H87ZM111 98V97H110ZM163 98V97H162ZM2 99V98H1ZM4 99V98H3ZM19 99V98H18ZM172 97H171V101H172ZM13 99H11V101H12ZM62 100H64V99H62ZM79 100V99H78ZM81 100V99H80ZM79 100V101H80ZM86 100V99H85ZM167 100H168V96H167ZM112 101V100H111ZM122 101V100H121ZM190 101H189V103H190ZM116 102V101H115ZM12 103V106H11V108L9 109L10 111H6L5 113H0V120H7L6 122H9L10 120H12L13 119V117L15 116V117H18L17 115H15L14 113H12L14 116L13 117H8L9 116V114L12 112V111H14V112H22V111H20L21 109H34L36 106H38L39 105V99L36 97V96H34V94H28L26 97H23L22 99H19V100H16L15 102H11ZM89 103V102H88ZM113 103V102H112ZM111 103V104H112ZM117 103V102H116ZM116 103H114V105L116 104ZM76 104H77V102H76ZM198 104V103H197ZM10 105V104H9ZM59 106V108H60V104H58ZM113 105V104H112ZM169 105H170V103H169ZM173 105V104H172ZM199 105V104H198ZM207 105V106H206ZM210 105H209V107H210ZM75 106H77V105H75ZM81 106V105H80ZM89 106V105H88ZM200 106H201V104H200ZM165 107V106H164ZM202 107V106H201ZM9 108V107H8ZM82 108V107H81ZM90 108V107H89ZM165 108V109H166ZM180 108H182V107H180ZM204 108V107H203ZM37 108H35V110H36ZM90 109H93V108H90ZM89 109V110H90ZM209 109V108H208ZM37 110H39V109H37ZM69 110V111H68ZM82 110H85V109H82ZM100 110V109H99ZM105 110V109H104ZM202 110H204V109H202ZM1 111L3 112L4 110H2L1 109ZM106 111H107V109H106ZM115 111V110H114ZM207 111V110H206ZM211 111V110H210ZM26 112V111H25ZM29 112V111H28ZM31 112V111H30ZM38 112V111H37ZM40 112V111H39ZM61 112H59V113H61ZM89 112V111H88ZM87 112V113H88ZM116 112V111H115ZM114 112V113H115ZM170 112V113H169ZM172 112V113H171ZM209 112V111H208ZM84 113V112H83ZM167 113H169L167 116H166V114ZM199 113V112H198ZM203 113V115H202V117L205 115L204 114V112H202ZM12 114H10V115H12ZM18 114V113H17ZM45 114V113H44ZM62 114V113H61ZM89 114V113H88ZM105 114V113H104ZM103 114V115H104ZM127 114V113H126ZM177 114V113H176ZM201 114V113H200ZM200 114H198V116L200 117ZM19 115V114H18ZM21 115V114H20ZM71 115V114H70ZM79 115V114H78ZM109 115H112L113 116V114H110V112H109ZM174 115V114H173ZM46 116V115H45ZM75 116H77V115H75ZM86 116V115H85ZM90 116V115H89ZM118 116V115H117ZM227 116V117H228ZM74 117V116H73ZM87 117V116H86ZM114 117V116H113ZM134 117H135V114H134ZM19 118V117H18ZM18 118L16 119V118H14L16 121H10V124L9 125H12V129L13 128H15V127H13V126H17L16 124L14 125V123H17L18 122ZM23 118V117H22ZM154 118V119H153ZM160 118V117H159ZM164 118V117H163ZM163 118H161V119H163ZM229 118V119H230ZM64 119V120H65ZM75 119V118H74ZM77 119V118H76ZM83 116H82V121H83ZM87 119H89V118H87ZM117 119V118H116ZM153 119V120H152ZM173 119V118H172ZM203 119V118H202ZM221 119V120H222ZM228 119V118H227ZM228 119V120H229ZM21 120V122H24V123H30V121H32V120H30V121H28L27 120V122L26 121H24V120H26V118L22 121V119H20ZM20 120H19V122H20ZM77 120H79V118L77 119ZM85 120H86V118H85ZM115 119H113V121H114ZM135 120H136V118H135ZM160 120V119H159ZM201 120V119H200ZM224 120H226V119H224ZM227 120V121H228ZM81 121V120H80ZM81 121V122H82ZM120 121V120H119ZM164 121V120H163ZM168 121V120H167ZM11 122H13L12 124H11ZM21 122H20V125H21ZM32 122H34V121H32ZM31 122V123H32ZM80 122V123H81ZM109 123L111 122V120L110 121H108ZM158 122H161V121H158ZM169 122V121H168ZM229 122V121H228ZM24 123L22 124V126H23V128H29V126H27V125H31V123L30 124H27V125H24ZM74 123V124H73ZM84 123V122H83ZM83 123H81V127H82V125H83ZM88 123V122H87ZM108 123V124H109ZM113 123V122H112ZM117 123V124H116ZM115 124L116 125H118V122H116ZM156 123V122H155ZM162 123V122H161ZM2 124V123H1ZM34 124V123H33ZM36 124V123H35ZM78 124H79V122H78ZM77 124V125H78ZM85 124H86V122H85ZM114 124V125H115ZM158 124V123H157ZM251 125L250 126V128H246L245 127V125ZM5 125V124H4ZM77 125H75L76 127H77ZM80 125V124H79ZM87 125V124H86ZM110 125V124H109ZM112 125V124H111ZM159 125H160V123H159ZM165 125V127L167 126V128H170L172 125H168V124H164ZM246 125V126H247ZM1 126V125H0ZM19 126V125H18ZM17 126V127H18ZM21 126V127H22ZM85 126V125H84ZM113 126V125H112ZM153 127H154V125H152ZM191 126V125H190ZM189 126V127H190ZM11 127V126H10ZM20 127V126H19ZM64 127V126H63ZM86 127V126H85ZM84 127V128H85ZM114 127V126H113ZM159 127V126H158ZM173 127V126H172ZM75 128V127H74ZM73 128V129H74ZM80 127H78V129H79ZM106 128H107V126H106ZM148 128V127H147ZM160 128V127H159ZM162 128V127H161ZM164 128V127H163ZM162 128V129H163ZM217 128H219V127H217ZM2 129H4V128H2ZM34 129V128H33ZM83 129V128H82ZM153 129V128H152ZM151 129V130H152ZM212 129V128H211ZM28 130V129H27ZM60 130H63L62 128L60 129ZM64 130V131H65ZM79 130H81V129H79ZM100 130V129H99ZM147 130V129H146ZM163 130H165V129H163ZM163 130H161V131H163ZM172 130V129H171ZM220 130V129H219ZM2 131V130H1ZM31 131V130H30ZM109 131H111V128H110V130ZM153 131V130H152ZM17 132H18V130H17ZM108 131H107V129H106V133H107ZM167 132H169V134H170V131H168L167 130ZM225 132H227V131H225ZM32 133V132H31ZM58 133V132H57ZM60 133V132H59ZM59 133H58V135H59ZM62 133V132H61ZM64 133V132H63ZM63 133H62V135H63ZM126 133V132H125ZM153 133V132H152ZM159 133H160V131H159ZM164 133V132H163ZM172 133V132H171ZM23 134H25V133H23ZM28 134V133H27ZM91 134V133H90ZM148 134V133H147ZM156 134V133H155ZM168 134V133H167ZM219 134V133H218ZM63 135V136H64ZM92 135V134H91ZM142 135H143V133H142ZM160 135V134H159ZM165 135H166V132H165ZM210 135V134H209ZM217 135V134H216ZM220 135V134H219ZM262 135V136H261ZM14 136V135H13ZM40 136V135H39ZM78 136V135H77ZM206 136V135H205ZM218 136V135H217ZM65 137V136H64ZM71 137V136H70ZM91 137V136H90ZM156 137V136H155ZM219 137V136H218ZM217 137V138H218ZM226 137V136H225ZM224 137V138H225ZM202 138V137H201ZM262 138V139H261ZM57 139V138H56ZM66 139V140H67ZM71 139V138H70ZM199 139H200V137H199ZM198 139V140H199ZM210 137L207 139V138H205V139H202L201 140V144L200 145H198V146H196V149H192L193 151H190L191 153H189V155L188 154H185V156L186 155H188L189 156V159H188V157H187V159H186V157H181L182 159H180V161H179V165H176L178 168L177 169H180V171L181 172H184V175L186 176V174L188 173V171L187 170H189V169H191V167H192V164H188L189 162V160L191 161L192 160V158L194 159V155L195 154H197L198 152H200L199 151V149L202 147V149L205 147L204 145H206V144H208V146L211 144V143H213V141L210 139ZM16 140V139H15ZM184 140V139H183ZM17 141V140H16ZM69 141V140H68ZM195 141V140H194ZM197 141V140H196ZM203 141V142H202ZM260 141V143L258 144L257 142H259ZM216 142H218V141H216ZM200 143V142H199ZM219 143V142H218ZM218 143H217V145H218ZM264 143V142H263ZM192 144H194V143H192ZM195 144H196V142H195ZM213 144H215V142L213 143ZM256 144V145H255ZM21 145H23V144H21ZM216 145V144H215ZM216 145V147L215 148H217V150H219L220 148H218L219 147V145L217 146ZM192 146V145H191ZM204 146V147H203ZM207 146V145H206ZM207 146V147H208ZM255 146H257V148L255 147ZM260 146V147H259ZM221 147V146H220ZM190 148V147H189ZM193 148V147H192ZM221 148V149H222ZM94 149V148H93ZM92 149V150H93ZM201 149V150H202ZM190 150V149H189ZM209 150V149H208ZM208 150H206L207 151V156H209L208 154ZM90 151H91V149H90ZM216 151V150H215ZM89 152V151H88ZM94 152V151H93ZM92 152V153H93ZM96 152H97V149L95 150V154H96ZM184 153L185 152H187V150H185V151H183ZM212 153H214V152H211V154H210V156H213V154ZM216 153V152H215ZM215 153H214V155H215ZM223 153V152H222ZM91 154V153H90ZM181 154V153H180ZM194 154V155H193ZM203 154V153H202ZM61 155V154H60ZM84 155H85V153H84ZM87 155V154H86ZM178 156H179V154H177ZM200 155V154H199ZM204 155V154H203ZM91 156H93V155H91ZM178 156H176V157H178ZM182 156V155H181ZM206 156V157H207ZM221 156H222V154H221ZM199 157V156H198ZM204 157V156H203ZM85 158V157H84ZM88 158V157H87ZM93 158V157H92ZM62 159V158H61ZM61 159H59V161L61 160ZM67 159V158H66ZM95 159V158H94ZM57 160V159H56ZM84 160V159H83ZM88 160H89V158H88ZM92 160V159H91ZM200 160V159H199ZM44 161V160H43ZM68 161V160H67ZM85 161H87V160H85ZM85 161H81L82 163H80V164H84V162ZM90 161V160H89ZM158 161V160H157ZM208 161V160H207ZM93 162V161H92ZM192 162V161H191ZM194 162V161H193ZM60 163V162H59ZM66 163V162H65ZM177 164H178V162H176ZM195 163V162H194ZM80 164H77V165H80ZM93 164H94V162H93ZM174 164V163H173ZM212 164H214V163H212ZM219 164H221V162L219 163ZM63 165V164H62ZM65 165V164H64ZM67 165V164H66ZM68 165H70V164H68ZM76 165V166H77ZM157 165H159V163L157 164ZM175 165V164H174ZM208 165V164H207ZM214 165H211V166H209L206 170H205V172L203 173L202 171H200L201 172V175H199V173H197V172H199V171H197L196 169V175H198V176H196L197 178H200V179H198V180H196L197 178L196 177H191V176H189V177H191L190 178V182H193V180L195 181V183H196V187L198 188L199 186L198 185H201L202 184V182L204 181V178H203V176L206 178V176L208 175L209 176V174H210V172H209V174H208V172L207 171H212V170H214V167H213ZM216 166H218L217 164H216ZM220 166H218V167H220ZM72 168H73V166H71ZM206 167V166H205ZM205 167H204V169H205ZM158 168V167H157ZM201 169V168H200ZM221 169V168H220ZM71 170V169H70ZM173 170V169H172ZM219 170V169H218ZM75 171H78V170H75ZM79 171L81 172V170L79 169ZM84 172V171H83ZM185 172H187V173H185ZM194 172V173H195ZM213 172H216V171H212V173ZM218 172V171H217ZM180 173V172H179ZM192 173V172H191ZM220 173V172H219ZM189 174V173H188ZM193 174V173H192ZM192 174H189V175H192ZM63 175V174H62ZM65 175V174H64ZM74 175V174H73ZM76 175V174H75ZM169 175H171V174H169ZM177 175V174H176ZM215 175V174H214ZM214 175H212V177H214ZM60 176H61V174H60ZM79 176V175H78ZM182 176V175H181ZM188 176V175H187ZM192 176H194V174L192 175ZM82 177H83V175H82ZM82 177H79V178H82ZM175 177H177V176H175ZM174 177V178H175ZM189 177H188V179H189ZM57 178H58V175H57ZM79 178H71L70 180H68V182L66 183V184H64L63 182V180H62V178H58V182H59V180L61 181V185H63V187H61L60 188V186H59V184L57 185V187L59 186V188L57 189V187H56V189L54 190L53 188H51V189H53V191H52V196H51V194H50V198H52V200H53V202H51V199H50V202L52 203V204H57V206L60 208L61 207V209H59L58 211L60 212V218H62V219H64V220H68V223H72L73 224V222H75V223H77V221L80 219L81 220V215L79 214V212H76V211H73L72 209H71V207H72V204H77L76 202H80L78 199H81L80 197H76V196H74V197H69V192H71V194H72V192H73V190L74 189H76V188H78L77 186L79 185L80 186V184H81V180L79 179ZM172 178V177H171ZM208 178V177H207ZM206 178V179H207ZM177 179V178H176ZM187 179V178H186ZM187 179V180H188ZM213 179V178H212ZM211 179V174H210V177H209V180H212ZM80 180V181H79ZM183 180H185V178L183 179ZM182 180V181H183ZM67 181V180H66ZM179 181H181V180H179ZM178 181V182H179ZM186 181V180H185ZM214 181V180H213ZM79 182H80V184H79ZM173 182V181H172ZM187 182H189V180L187 181ZM206 182H208V181H206ZM63 183V184H62ZM195 183H192V185H190V186H192L193 187V185L195 184ZM205 183V182H204ZM83 184V183H82ZM82 184H81V186H82ZM132 184V183H131ZM174 184H175V182H174ZM180 184V183H179ZM185 184V183H184ZM187 184V183H186ZM185 184V185H186ZM189 184V183H188ZM205 185H208V184H205ZM209 185H210V183H209ZM132 186H133V184H132ZM180 186H182V185H180ZM189 186V185H188ZM187 186V187H188ZM194 186V187H195ZM204 186V185H203ZM218 186V185H217ZM26 186H24V188H25ZM130 187V186H129ZM183 187V186H182ZM186 187V186H185ZM184 187V188H185ZM133 188V187H132ZM7 189V188H6ZM183 189V188H182ZM202 189V188H201ZM31 190V189H30ZM78 190V189H77ZM195 190V189H194ZM197 190V189H196ZM182 191H187V189L185 188L184 190H182ZM188 191H190L191 192V189L190 188H188ZM217 191V190H216ZM2 193V192H1ZM20 193V192H19ZM18 193V194H19ZM22 193V192H21ZM29 193V192H28ZM27 193V194H28ZM185 193V192H184ZM196 193V192H195ZM216 193V192H215ZM11 194V193H10ZM30 194V193H29ZM28 194V195H29ZM32 194L33 195H31L32 197L34 196V192H32ZM36 194V193H35ZM197 194V193H196ZM201 194H202V192H201ZM24 195V194H23ZM46 195V194H45ZM44 195V196H45ZM195 195V194H194ZM199 195V194H198ZM19 196V195H18ZM25 196V195H24ZM23 196V197H24ZM36 196V195H35ZM47 196V201H46V199L44 200L45 202H48L49 203V196L48 195H46ZM45 196V197H46ZM78 196V195H77ZM191 196H192V194H191ZM213 196H215V195H213ZM9 197V196H8ZM29 197V196H28ZM35 198V197H34ZM4 199V198H3ZM6 199V198H5ZM33 199V198H32ZM200 199V198H199ZM198 199V200H199ZM217 199V198H216ZM10 200V199H9ZM27 200H28V198H27ZM2 201V200H1ZM7 201V200H6ZM44 201H43V203H44ZM13 202V201H12ZM24 202V201H23ZM87 202V201H86ZM1 203V202H0ZM3 203V202H2ZM81 203V202H80ZM18 204V203H17ZM40 204V203H39ZM41 204H42V202H41ZM40 204V205H41ZM50 204V203H49ZM88 204V203H87ZM249 204V205H248ZM252 205H253V203H252ZM20 206V205H19ZM42 206H44V204L43 205H41V207ZM49 206V205H48ZM52 206L53 205H51L50 207L52 208ZM85 206V205H84ZM50 207H48V208H50ZM55 207V206H54ZM58 207L56 208V209H58ZM250 207V206H249ZM24 207H21V209H20V211H19V214H18V216H20L21 214H23V213H25V211H24V209H23ZM28 208V207H27ZM26 208V209H27ZM28 210V209H27ZM51 211V210H50ZM55 211H57V210H55ZM78 211V210H77ZM83 211V210H82ZM99 211H101V210H99ZM16 212V211H15ZM14 212V213H15ZM58 212V213H59ZM264 212V211H263ZM55 213V212H54ZM94 213V212H93ZM98 213H100V212H98ZM222 213H220V214H222ZM262 213V212H261ZM219 214V215H220ZM259 213H256L255 215H256V218H255V216L253 217V219H248L247 221H245L244 220V218H242V220L244 221V222H246V223H244V224H246L245 226L246 227H244V228H247L248 230H247V232L249 231H253V232H251L250 233V235L249 236H247V238H246V242L245 243H247L248 244V247H249V245H257V247H258V245H259V243H261L262 242V239L260 238V236L261 235H259L258 236V234H256V232H255V230L256 229H259L262 225H263V220L259 217V216H257ZM58 215V214H57ZM93 215V214H92ZM100 215V214H99ZM99 215H97V216H99ZM264 215V214H263ZM12 217H13V215H11ZM218 216V215H217ZM245 216V215H244ZM260 216H262V214L260 215ZM48 217V216H47ZM50 217V216H49ZM251 217V218H252ZM17 217H15V215H14V219H16ZM55 218V217H54ZM59 218V219H60ZM45 219V218H44ZM17 220H18V218H17ZM16 220V221H17ZM49 220H51L50 218H49ZM55 220V219H54ZM86 220V219H85ZM216 220V219H215ZM215 220H213V221H215ZM19 221H21V219L19 220ZM18 221V222H19ZM47 221H48V219H47ZM243 221H241L242 223H243ZM49 222V221H48ZM48 222H46V223H44V224H42L43 226H41V227H43V229H44V232L43 231H41V232H43L42 234L44 235V237L42 236V234H41V236L46 240V238L45 237H47V238H49L48 240H49V242L51 243L52 241V243H51V245H47L44 249H45V256L47 255V254H52V251L54 250H57V251H59V254H61V258L59 259V262H58V264H70V263H72V262H76L77 260H78V253L79 252H77V251H75V252H73L74 250H79L80 249V247L81 246H83L82 245V243H83V241H84V236H83V234L82 233H80V232H78V231H76V232H74L73 230V232L74 233H71L70 234V236H71V238H69V237H67V238H69L68 240L65 238V239H63V240H67V241H63V242H66V244H61V243H59V242H62L61 241V239H57L58 241H54V239H56V238H54L55 236L54 235H58V234H60V233H62V228H59V227H54V225H55V223H54V225H50ZM55 222L57 223V219L55 220ZM61 222V221H60ZM15 224V223H14ZM22 224V223H21ZM26 224V223H25ZM81 224V223H80ZM79 224V225H80ZM24 225V224H23ZM57 225H59V224H57ZM19 225H17V229L19 228L18 227ZM53 226V227H52ZM56 226V225H55ZM77 226V225H76ZM211 226H212V224H211ZM242 227H243V225H241ZM61 227V226H60ZM264 227V226H263ZM73 228H74V225H73ZM25 229V228H24ZM42 229V230H43ZM211 229V228H210ZM239 229H241V228H239ZM243 229V228H242ZM241 229V230H242ZM26 230V229H25ZM41 230V229H40ZM212 230V229H211ZM214 230V229H213ZM50 232V235H49V233H47V232ZM246 231V230H245ZM257 231V230H256ZM40 232V231H39ZM40 232V233H41ZM51 232H52V234H54V235H51ZM19 233H20V231H19ZM258 233V232H257ZM17 234V233H16ZM15 234V235H16ZM244 234V233H243ZM262 234V233H261ZM10 235V234H9ZM8 235V236H9ZM247 235V234H246ZM257 235V236H256ZM13 236H14V233H13ZM18 236V235H17ZM242 236V237H241ZM9 237H11V236H9ZM21 237V236H20ZM39 237V236H38ZM41 237V238H42ZM262 237V236H261ZM16 238V237H15ZM14 238V239H15ZM41 238H39V239H41ZM13 239V240H14ZM5 240V239H4ZM43 240V239H42ZM45 240H43V241H45ZM48 240H47V242H48ZM98 240V239H97ZM245 240V239H244ZM3 241V240H2ZM68 241H70L69 242V245L67 244L68 243ZM1 242V241H0ZM37 242V241H36ZM41 242V241H40ZM98 242H100V241H98ZM42 243V242H41ZM45 243H46V241H45ZM2 244V243H1ZM1 244H0V249H1ZM16 244V243H15ZM40 245V244H39ZM159 245V244H158ZM157 245V246H158ZM163 245H164V243H163ZM246 245V244H245ZM262 245V244H261ZM261 245H259V246H261ZM44 246H45V244H44ZM162 246V245H161ZM160 246V247H161ZM39 247H42V246H39ZM38 247V248H39ZM40 249V248H39ZM43 249V248H42ZM41 249V250H42ZM44 249L42 250V251H44ZM171 249V248H170ZM249 249V248H248ZM261 249V248H260ZM38 251V250H37ZM40 251V250H39ZM38 251V252H39ZM220 251V252H221ZM250 251H251V249H250ZM56 252V251H55ZM255 252H257V251H255ZM260 252V251H259ZM42 253H44V252H42ZM142 253V252H141ZM253 253V252H252ZM252 253H250L249 252V254H251L250 256H252ZM54 254V253H53ZM83 254V253H82ZM138 254V253H137ZM41 255V252L39 253V257L37 256V257H35V258H31L30 259V261L27 263V264H42V262L43 261H41V258L40 257H42V255ZM43 256H44V254H43ZM54 256V255H53ZM253 256H255V255H253ZM252 256V257H253ZM260 256V255H259ZM15 257V256H14ZM48 257V256H47ZM55 257V256H54ZM58 257V256H57ZM141 257H142V255H141ZM256 257H258V254L256 255ZM45 259H46V257H44ZM81 258V257H80ZM140 258V255H138L137 256V259H139ZM146 258V257H145ZM154 258V257H153ZM161 258V257H160ZM224 258V257H223ZM254 258V257H253ZM43 259V258H42ZM45 259H43V260H45ZM82 259H83V256H82ZM158 259H159V257H158ZM52 260H53V258H52ZM57 260V259H56ZM157 260V259H156ZM155 260V261H156ZM160 260V259H159ZM177 260V259H176ZM186 260V259H185ZM81 261V260H80ZM80 261L78 262V264L80 263ZM84 261V260H83ZM104 261V260H103ZM153 261V260H152ZM158 261V260H157ZM157 261H156V263H157ZM184 261V260H183ZM187 261V260H186ZM189 261V264H191V262H190V260H188ZM247 261V260H246ZM249 261H250V257H249ZM254 261V260H253ZM82 262V261H81ZM105 262V261H104ZM182 262V261H181ZM224 262H223V264H224ZM159 263V262H158ZM160 263H161V260H160ZM178 263V262H177ZM202 263V262H201ZM200 263V264H201ZM46 264V263H45ZM54 264V263H53ZM74 264V263H73ZM153 264H154V262H153ZM170 264H173V263H170ZM175 264V263H174ZM181 264H188L187 262H185V263H181ZM193 264V263H192Z\"/></svg>", "mask_w": 264, "mask_h": 264}]
</instances>
